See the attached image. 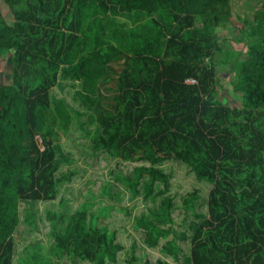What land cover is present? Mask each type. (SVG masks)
<instances>
[{
	"label": "trees",
	"instance_id": "obj_1",
	"mask_svg": "<svg viewBox=\"0 0 264 264\" xmlns=\"http://www.w3.org/2000/svg\"><path fill=\"white\" fill-rule=\"evenodd\" d=\"M8 2L0 264H264V0ZM226 26L244 55L222 45ZM223 66L234 104L218 97ZM71 126L88 144L76 155L60 141ZM169 161L201 184L181 200ZM136 199L139 213L121 205ZM117 209L130 245L106 221ZM22 224L49 241L20 247Z\"/></svg>",
	"mask_w": 264,
	"mask_h": 264
},
{
	"label": "rangeland",
	"instance_id": "obj_2",
	"mask_svg": "<svg viewBox=\"0 0 264 264\" xmlns=\"http://www.w3.org/2000/svg\"><path fill=\"white\" fill-rule=\"evenodd\" d=\"M243 8L245 9V6ZM244 11H248V10H244ZM0 17L7 23L12 24L14 22V12L8 0H0ZM236 23L237 22H235V24ZM234 31H235V28L233 26H226V29L224 30V34L227 36L228 39L224 38V42H222V45L225 48H227V50L235 48L241 51L242 55H244V53H246L247 51V46L244 43H241V42L238 43L233 39L232 35L234 34ZM220 55H223V54H220ZM10 58H11L10 51L0 50V83H3V82L7 83L11 78L12 70L7 65ZM220 76H221L222 87L219 89L218 97L222 101L229 102L231 104H234V102H239V96H236V95L234 96L229 90L231 87L230 81L232 80L233 73H230L228 66H225V67L223 66V68H220ZM80 129L81 127L79 126H71L70 127L71 132H68L67 134L60 130V133H61L60 141L67 151L73 152L72 155H76L75 152L78 149H83V147L88 145L86 144L85 140H81L80 138H77L79 136H82L81 135L82 131ZM37 139H38V142L40 143L41 148L44 149L41 136L37 135ZM80 142L84 146L79 148ZM89 155L95 156L94 153L89 154ZM99 157L100 158L96 157L95 159L98 163H101V161L104 162L103 164L108 163V161L106 160H108L107 158L109 157H103V156H99ZM120 166L122 168L127 167L125 164H121ZM164 167L167 169V171H169L170 169H173L174 171V177L172 180V191L176 194L178 200H181V197H183L189 191L194 190L196 186L201 185L198 182V180L195 178V175L191 173L189 169L183 164L174 163V162L172 163L171 161H169L164 164ZM101 170L109 174V169L107 167H105L104 169H99V171ZM97 172H98L97 169L88 170V175L95 177V173ZM9 176H10V179L13 178L15 180L16 170L13 169V171H10ZM73 182H75V185L79 184V182L75 180ZM204 190L206 192L207 187H205ZM134 204H135V207H133L132 209L133 214L139 213L140 210L145 206V203L141 199H136L134 201L127 200L121 203V205L124 207L132 206ZM43 206H44V203H41V208H43ZM184 216L185 214L181 212L180 210L176 211L175 218L178 223L182 222ZM132 220L133 218L130 215H127L122 209L114 210L112 213V216L106 219V221L111 223V225L113 226L116 225L119 227L118 229H119L120 236L127 245L131 244V242L133 241V236H137V232L132 228V225H131ZM24 227L25 225L22 224L21 229L23 231L20 232V230H18L15 234L17 241H18V245L20 247L22 245H25L31 242L32 240H42L44 242L49 241L50 238L46 236V231L48 230V228H45L43 224L41 225V230L37 232H32L33 234L24 232ZM151 255L153 258H155L156 256H158V253H152Z\"/></svg>",
	"mask_w": 264,
	"mask_h": 264
}]
</instances>
